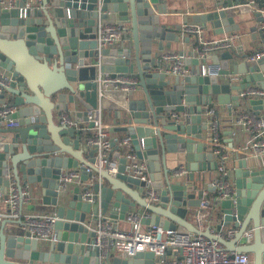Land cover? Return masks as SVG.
<instances>
[{"label":"water","instance_id":"obj_1","mask_svg":"<svg viewBox=\"0 0 264 264\" xmlns=\"http://www.w3.org/2000/svg\"><path fill=\"white\" fill-rule=\"evenodd\" d=\"M233 1L245 4L241 12L252 10L247 0H15L13 6L0 7V74L9 79L0 91V104L7 96L19 119L18 126L5 128L12 136L0 144V192L14 184L26 195L17 218L0 219V264H155L149 250L125 256L109 252L100 258L98 248L90 244L91 224L99 212L111 219L123 218L135 205L150 213L142 223L183 227L217 239L228 250L247 252L252 264H264L263 161L240 157L228 174L233 197L218 202L222 216L216 230L233 222L237 239L217 237L209 228L200 231L186 219L190 208L201 205L202 190L192 182L193 173L210 175L217 167L212 147L201 140L208 128L206 105L215 96L218 103L238 106L239 96L230 95L231 89L238 92L248 85L264 89V56L252 60L237 46L210 54L221 66L219 74H228V61H234L232 72L241 77L231 86L217 76L198 74L197 68L184 75L169 73L171 57L158 53L171 48V42H185L192 43L186 55L193 54L198 34L182 28L189 21L202 25L205 41L236 33L235 42L243 48L250 49L248 42L258 37L264 51V26H257L263 20L261 13L252 11L255 17L235 20L234 12L227 11ZM112 16L128 24L126 41L99 48L96 20ZM193 58L198 66L200 59ZM99 71L137 78L135 89L128 92L124 125L114 130L130 137L134 158L147 165L157 203L145 198L143 181L125 169L130 151L116 144L117 138L111 139L118 160L112 174L95 164L96 149L85 144L82 129L54 119V113L71 107L80 121L93 125L86 113L101 102L94 81ZM136 90L140 97L135 99L131 96ZM241 100L247 109L264 114V96ZM184 112L189 116L173 117ZM180 163L185 164L187 176L174 174ZM70 168L79 170L80 184L60 188V175ZM95 176L91 184H82ZM89 186L93 202L82 197ZM26 211L55 215L51 237L30 235L22 219ZM247 227L252 240L243 235Z\"/></svg>","mask_w":264,"mask_h":264},{"label":"built area","instance_id":"obj_2","mask_svg":"<svg viewBox=\"0 0 264 264\" xmlns=\"http://www.w3.org/2000/svg\"><path fill=\"white\" fill-rule=\"evenodd\" d=\"M39 1V0H36ZM255 0H247L246 5L252 7ZM15 0H0V7L13 6ZM126 23L118 18H98L96 20L95 39L98 47L110 46L117 43L126 30ZM264 26V24L262 25ZM184 31L196 32L198 34L199 45L195 48L200 62L197 66V73L208 76H218L221 70L219 63L210 61L209 55L215 51H221L228 47L236 46V38L238 35L232 33L222 39H214L205 41L202 31L203 27L199 23L187 24L182 26ZM260 56H264V51H256L249 54V58L254 60ZM173 60L168 72L173 74L184 75L188 73V69L183 65L186 58L184 54H169ZM231 80H239L237 73H228ZM137 78L122 72L99 71L94 81L97 83V94L102 100L109 90H121L126 93L135 89ZM9 79L0 74V91L8 86ZM239 97L242 99L249 97L264 96V89L255 85H248L238 91ZM245 107V106H244ZM17 111L16 105L10 100L5 99L0 104V126L10 128L19 125V119L14 116ZM71 109L66 108L58 111V118L61 124L67 126H75L76 120L73 119ZM214 109L207 107L206 121L210 127V136L205 139L214 154L217 157V176L210 181L214 189V198L205 196L202 190L201 204H216L222 199L233 197V185L227 173L226 162L229 157V151L217 135V119L213 116ZM189 116V112L182 114L173 113V117L177 120L184 119ZM87 120L93 121L92 126H86L90 132L84 138L85 144L95 147V164L99 167H105L108 172L115 173L117 170L118 160L111 157L112 146L106 125L101 121V107L87 110ZM235 123L241 129L248 133L246 144L238 148V152L258 158L264 162V114H256L246 107L237 112ZM120 146H125L131 155L130 161L126 164L125 169L138 177L144 183L145 190L149 200H157L158 192L156 188L151 186V179L148 176L147 165L144 161L134 158L130 147V137L122 136L119 140ZM89 170V167L86 168ZM186 172L185 164L180 163L175 167L174 174L182 175ZM71 182L79 183V170L77 168L67 169L60 175L59 186L65 188ZM82 197L87 201L93 202L95 199L90 190H84ZM26 199L24 191H19L14 184L9 186L6 193L0 192V202L5 205V210H0V219L17 218L19 216L20 202ZM148 210L130 211L125 216L128 223L126 228L120 227L113 219L98 213L95 216L94 225L91 227L93 236L90 241L92 246L98 248L99 257H105L109 252L113 255L125 256L131 255L137 251H152L155 256V264H252L251 256L245 251L228 250L217 240L208 238L203 234L192 233L187 230H178L165 228L158 224L141 222L142 218L149 217ZM55 215L51 213H23L22 219L24 225L28 228L30 235L35 238L46 239L51 237L52 223ZM236 228H228L224 231L215 230V236L232 235ZM243 235L247 240L252 237V230H245ZM262 237L264 238V226L262 227ZM169 249H176L179 255L172 258L167 256Z\"/></svg>","mask_w":264,"mask_h":264},{"label":"crops","instance_id":"obj_3","mask_svg":"<svg viewBox=\"0 0 264 264\" xmlns=\"http://www.w3.org/2000/svg\"><path fill=\"white\" fill-rule=\"evenodd\" d=\"M244 5L245 4L236 3L233 1L232 5L230 7H228L227 11L228 12H230V11L234 12L233 17L235 20L241 19V18H244V19L245 18H253V17H255L253 12L257 11V12L261 13V15L263 17V20L261 22L260 21L257 22V26H262L264 24V0H255L253 3V6H252V10L248 9L245 11L243 10V12H241V9L243 7H245ZM202 10L203 9H198L197 11H202ZM112 17L117 18L116 16H112ZM108 18H111V17H108ZM189 22H190L189 24H195L191 21H189ZM125 25H126V27L128 26V24H125ZM123 33L124 34L127 33V28H126V30L123 31ZM124 34H123L122 38L117 43L110 45V46H112V47L113 46H120L123 43H125L126 40L124 39ZM236 44L238 45V49H240V51L248 52L249 54L256 52V51L263 50L262 44L260 43V40L258 37L256 39L250 40L248 42V44L250 45V49L243 48L242 44H239V43H236ZM191 46H192V43H185L184 42V43H178L177 44V43L171 42V48H165L164 50L158 51V53L164 54V55L165 54L169 55V54H173L175 52L179 53L180 49L184 50L183 52L185 53L184 55L186 56V58L183 61V65L188 69V71L190 73V71L192 72V70H195L197 68V65H196V63H194V58H193L197 54V52L194 51L192 54L193 56L192 55H186V54H190V53L186 52V50H190ZM168 59L169 58H164L163 61H167ZM240 60H242V59H239L237 62H240ZM168 61L170 62V64H172V62H173V60L171 58ZM210 61H212V60L210 59ZM233 64H234V61H232V60L228 61L229 73L230 72L231 73H237L238 76L241 77L240 73L232 72V65ZM217 77H218L219 82H229V84L231 86L237 85V83L239 81V80H235V81L231 80L229 78L228 74H219ZM137 90L135 91V93L133 92V94L131 96L132 98L136 99V98L140 97ZM229 93H230V95L237 94L239 96V93L234 89H231ZM128 98H129L128 93H126L124 91L109 90L100 102L101 121L103 122V124L106 125L109 137L111 139L117 138L116 144H118V145H120L119 140L122 136H124V132L119 131V130H114V127L124 125V119H123L122 115H123L124 108L127 105ZM5 99H8L7 96L5 97ZM239 100H240L239 105L234 106L232 103L231 104L218 103L217 100L215 99V96H213L212 102L209 105H206L207 107H211L214 109L213 116L217 119V122H218V126H217L218 139L223 144H225L227 146L228 151H229V157H228V160L226 162V168H227L228 174L232 173V169H233V167L236 166V162L240 157H247L250 159L252 158L255 160H259L258 158L254 157V156L242 154V153L238 152V150H237L238 148L243 147L246 144L247 139H248V133L245 130L241 129L240 126L235 123V116H236L237 112L240 111L241 109L245 108L240 97H239ZM69 109H71V107H69ZM73 112L74 111H71V114H72L73 119L76 120L75 127L82 129L81 135H82V139L84 140L86 135L90 132L89 130L86 129V126H88L87 122L83 121V120L80 121L73 114ZM204 117L207 119L206 114H204ZM54 119L59 122L58 112L54 113ZM2 128L3 127L0 126V144L6 142L12 136V134L7 129H5V128L2 129ZM210 130L211 129L208 126V128L205 131H203V135H202V139H201L202 141L205 142V139H207L210 136ZM180 135L188 136V137L196 140V138L194 136H192L191 134L182 133ZM111 157L116 158L113 155V152H111ZM213 158L217 160V157L215 154H214ZM259 161H261V160H259ZM187 173L188 172L186 171L184 174L179 175V176H181V177L184 175L187 176ZM217 174H218L217 167L215 170H212L210 172V175H209V171L208 172L206 171L204 174H200L198 171H195L193 173V181L192 182H194L196 184V188H200L201 190H203L205 192L206 197L212 199L215 196V192H214V189L212 188V186L210 184V181L213 177L217 176ZM96 178L97 177L95 176L93 179H91V180L88 179L86 182H83L82 184H86V183L91 184L93 181L96 180ZM75 184H80V183H78V182H71L70 183L71 187H73ZM88 189L91 192L93 191L91 186H89ZM125 196L129 198L128 194H125ZM145 198L148 201L157 203L156 202L157 200H151V199L149 200L148 196H145ZM5 209H6L5 205L0 202V210H5ZM137 210H144V208L140 207L139 205H135V207H130V209L127 212H125V215L123 218H116V219H113V221L118 226L126 228L128 226V223L125 220V216L127 215L128 212L137 211ZM26 213H40V212H38V211H26ZM221 216H222V213L220 211V206L217 202L215 205L214 204H208V205L201 204L198 207L190 208L188 216L186 217V219H188L200 231H205L207 228H209V232L212 234L216 230L215 226L221 220ZM144 224H146V223H144ZM91 225L93 226L94 222ZM228 228H238V227H236L233 222H230V223L222 226V231H224ZM177 229L181 230V231L185 230L183 227H180V226H178ZM248 229L250 230V228L247 227L246 230H248ZM192 233H194V232H192ZM237 237H238V234L235 231V233H233L232 235H225L224 239L233 241V240L237 239ZM249 240H252V237ZM176 255H179V252L176 249H169L167 251V256L169 258H172Z\"/></svg>","mask_w":264,"mask_h":264}]
</instances>
